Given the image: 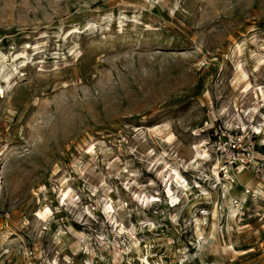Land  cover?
I'll use <instances>...</instances> for the list:
<instances>
[{
    "label": "rangeland",
    "instance_id": "rangeland-1",
    "mask_svg": "<svg viewBox=\"0 0 264 264\" xmlns=\"http://www.w3.org/2000/svg\"><path fill=\"white\" fill-rule=\"evenodd\" d=\"M261 87L264 0H0V264H264Z\"/></svg>",
    "mask_w": 264,
    "mask_h": 264
},
{
    "label": "built area",
    "instance_id": "built-area-1",
    "mask_svg": "<svg viewBox=\"0 0 264 264\" xmlns=\"http://www.w3.org/2000/svg\"><path fill=\"white\" fill-rule=\"evenodd\" d=\"M219 149L226 154H229L228 162L222 170L228 175V168L233 166L238 172H241L245 167L250 166L254 173L264 178V158L256 157V149L251 141L247 146H242L240 142H234L227 146H219ZM239 151H242L240 153ZM180 263V262H179ZM123 264H155L149 259L148 255L143 256L137 262H123Z\"/></svg>",
    "mask_w": 264,
    "mask_h": 264
},
{
    "label": "bare ground",
    "instance_id": "bare-ground-1",
    "mask_svg": "<svg viewBox=\"0 0 264 264\" xmlns=\"http://www.w3.org/2000/svg\"><path fill=\"white\" fill-rule=\"evenodd\" d=\"M261 94H263L264 95V90L262 89V87H261ZM162 139V138H161ZM163 140V139H162ZM198 153V155L197 156H200V155H202L203 153L201 152V151H197ZM204 155V154H203ZM165 175H168V178H167V186H168V194L170 195V197H171V199H173V205H177V203H179L180 202V199H179V197L178 196H176V194H175V191H174V183H178V184H181V185H185L186 184V181H185V179L183 180V182L181 181V177H180V174H179V172H178V169L176 168V169H174L173 170V173L172 172H169L168 173V169H167V173L165 174ZM185 181V182H184ZM222 183V182H221ZM66 191V190H65ZM68 192H70V191H68ZM69 193H67L66 194V197L64 198V196H65V194H64V196H63V198H64V201L65 200H67V198L69 197ZM136 196H137V198H138V200H141V202L142 203H145V205H147V204H150V203H152V202H155V201H160V199L158 198V197H155V196H152V195H148V194H146V193H144L143 195L142 194H139V193H137L136 194ZM120 208V207H119ZM50 210V208L48 207V208H46V210H41V211H38V215L40 216V217H43L45 214H46V212H48ZM106 210H107V212H108V214H107V216L108 215H110L111 216V218L115 221V223L116 224H118V220H116L114 217H113V215H114V213H115V205L113 204V202H111L107 207H106ZM132 234V233H131ZM145 256V255H144ZM182 264H183V262H182Z\"/></svg>",
    "mask_w": 264,
    "mask_h": 264
}]
</instances>
